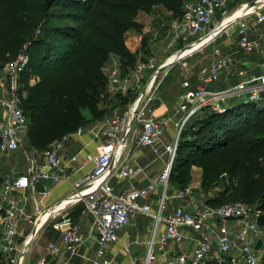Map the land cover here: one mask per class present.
<instances>
[{
    "label": "built area",
    "instance_id": "1",
    "mask_svg": "<svg viewBox=\"0 0 264 264\" xmlns=\"http://www.w3.org/2000/svg\"><path fill=\"white\" fill-rule=\"evenodd\" d=\"M238 1L186 0L181 18L171 23L174 41L169 43V49L186 45V53L192 55L215 44L223 33L236 27L239 34L238 53L264 55V33L258 37L251 35L252 31L264 25V0L249 2L238 16L236 11L217 20L218 10L227 9ZM29 62L25 47L16 61L0 68V155L20 152L29 163L26 174L6 172L0 186V255L8 263L19 264L30 246L37 242L36 229L61 217L54 228L60 231L62 244L51 241L37 264H49L63 251L69 252L70 259L80 256L82 247L92 241H96L98 250L91 264H115L114 259L108 256L110 246L122 241L121 235L132 219L143 215L151 220L152 236L141 264H207L215 258L214 250L220 257H233L232 264H262L264 254L261 249H256V245L263 241L264 246V226L257 221L264 212L240 201L217 207L201 203L191 187L172 194L171 177L184 129L194 119L208 113L224 114L237 105L233 104L235 100L242 105L256 104L264 108V72L248 73L241 69L240 60L214 47L207 72L193 81H184L178 104L165 116H160L155 105L158 89L156 73L173 61L160 63L154 57L147 61L139 59L132 69L131 81L122 77L120 69L114 70L109 78L113 87L126 92L129 83L135 80L139 85L147 73L154 72L140 90L133 108H113L103 122L67 133L46 150L29 151L25 136L29 120L24 111L29 92L22 82ZM225 74L239 75L242 80L226 89H211L210 86L219 82ZM33 80L35 83L36 79ZM74 136H87L94 144L97 152L94 167L72 185L71 196L55 205L78 206V209L54 215L52 205H47L48 192L42 191L35 192V215L29 216L24 191L35 190L43 180L60 183L66 179L68 170L79 163V155L68 159L60 155ZM143 150L151 151L162 162L158 174L146 184L132 185L127 192L117 194L112 179L118 175L127 181L135 179ZM16 192H23L22 197L15 196ZM143 199L146 201L142 202ZM172 200L178 202L177 206L165 215ZM85 216H91L92 221L84 234L80 218ZM26 222L31 224L28 232L24 229ZM227 222L238 223L236 240ZM162 224L166 225V229L159 233ZM187 228H205L208 234L197 242L192 253L168 249L171 242H185ZM139 243V240L128 242L126 251L132 244ZM239 251V257L231 256Z\"/></svg>",
    "mask_w": 264,
    "mask_h": 264
},
{
    "label": "trees",
    "instance_id": "2",
    "mask_svg": "<svg viewBox=\"0 0 264 264\" xmlns=\"http://www.w3.org/2000/svg\"><path fill=\"white\" fill-rule=\"evenodd\" d=\"M185 1L46 0L37 26L31 29L26 20L31 0H0L1 66L16 61L25 47L30 57L22 82L29 92L24 111L32 146L43 151L63 135L77 131L86 120L84 108L92 117H102L105 112L100 109L101 96L107 93L109 84L103 67L114 53L121 58L122 70L134 68L137 56L126 46V34L131 29H142L136 20L139 12L163 5L174 17L181 18ZM32 79L36 82L30 83ZM263 115L264 108L256 104H237L224 114L201 117L193 146L203 156L199 164L203 169V192L210 195L213 183L229 182L225 190L206 200L208 205L240 201L264 212ZM258 116L263 117L255 121ZM253 128L258 136L236 140ZM220 148L228 164L227 178H222L215 153ZM188 174L189 169H184L177 180ZM173 178L174 174L171 182ZM229 257L207 264H232ZM262 261L264 264V255ZM0 264L10 263L0 255Z\"/></svg>",
    "mask_w": 264,
    "mask_h": 264
},
{
    "label": "crops",
    "instance_id": "3",
    "mask_svg": "<svg viewBox=\"0 0 264 264\" xmlns=\"http://www.w3.org/2000/svg\"><path fill=\"white\" fill-rule=\"evenodd\" d=\"M243 11V10H242ZM242 11H237L240 13ZM233 14V13H232ZM176 17L168 11L163 5L155 6L150 12L140 11L136 20L137 22L142 25V29L139 31L137 29H131L126 34V46L128 47L129 51L137 56V53L148 51L150 56L158 59L163 62H171L179 59L183 54L186 53L187 46L186 45H178L175 49H169V43L174 41V33L171 30V23L174 21ZM264 33V25L259 28L258 30L252 31L251 35L253 37H258ZM223 35V34H222ZM221 35V36H222ZM220 36V37H221ZM217 39L216 43L211 45V54L214 47L219 48L223 54L232 55L236 60L241 61V69H244L248 73H256L261 74L264 72V55L260 53H251V54H240L239 51V34L236 31V41L232 44H229L225 47H222V44H219V39ZM145 44V48L144 47ZM207 49V48H206ZM195 54V53H194ZM194 54L189 55L184 58H193ZM194 59H188L185 63L187 67L191 65L189 71H193L194 69ZM122 68V61L118 55H114L110 57V59L105 63L103 67L104 74L106 77L109 78L112 75V72L116 69ZM206 70H203L198 77L206 73ZM122 72V70H121ZM197 77V78H198ZM231 77H238L239 83L242 80V77L239 75H223L221 80L229 82ZM221 82V81H220ZM235 83L234 85H236ZM234 85H221L219 89H213L214 85L210 86L213 90H222ZM124 92L118 91L116 87H113L111 83L108 84L107 93L103 95L106 99L111 101L112 97H117ZM107 100V101H108ZM105 107L100 104L101 110H106ZM108 107V106H107ZM158 112V111H157ZM91 115V114H90ZM88 118V117H87ZM104 117L97 120L95 123L103 122ZM37 150L36 148H34ZM21 155L24 158V155L20 152H15L9 155L10 158H15V156ZM61 156L68 159L71 156L79 155V163H75L73 165L74 169H70L67 172V177L60 183H55L51 180H43L41 181L34 189H29L24 191L28 201L26 202V209L27 214L29 216L35 215V192H48L47 196V205L51 206L54 210V215L59 216L60 214L65 213L66 211H75L78 209L77 207L70 208V205L65 204H58L55 203L60 202L63 198L71 196L72 185L77 182L78 180L82 179L88 172H90L94 167V158L97 155L95 150L94 144L91 143L89 137L87 136H74L65 146V149L60 153ZM82 164V166H81ZM80 169L76 170L78 167ZM162 167V162L156 159V156L149 150H143L141 152V156L139 158V167H138V174L135 179L132 181L124 180L119 175L115 176L112 179V183L115 187L117 194H123L127 192L132 185L140 186L146 184L149 179L154 177L158 174L160 168ZM29 169V163L24 168L17 169L16 167H8L4 170H0V186L3 181V177L6 172L14 171L16 174H26ZM193 182L189 187L193 189V194L198 198L201 203H206V200L211 196L205 194L201 191V175H202V168L193 167L192 169ZM177 188L174 184H172V194H175ZM23 192H16L14 195L17 197H22ZM146 200H142L145 202ZM75 202V201H73ZM177 201L172 200L169 202V211L165 214L168 215L173 211V209L177 206ZM55 205V206H54ZM56 216V217H57ZM57 221H61V217L57 220L51 221L44 226L40 225L36 231V240L37 242L33 243L29 250L25 253L22 261L19 264H37L38 260L41 256H43L46 252V249L51 241H57L58 243L62 244V237L60 231L54 228V224ZM82 224V231L85 234L91 224L92 218L91 216H85L80 218ZM228 226L231 229V234L234 240H236L237 231L239 228L238 223L236 222H227ZM31 228V224L26 222L24 225V229L28 232ZM166 229V225L162 224L159 228V233L164 232ZM185 234L187 236L186 240L182 244H178L175 242H171L168 244L167 248L173 250L175 252L180 253H192L196 244L199 240L203 239L208 233L205 228L200 230H195L193 228H187L185 230ZM122 241L115 243L110 246L109 250V258L114 259L115 264H141L145 259L146 252H147V244L152 236V223L147 217L143 215H138L134 219H132L130 225L128 226L126 232L122 233ZM134 240H139V244H132L130 246L129 251H126L125 245ZM134 246H142L143 248V257H139V254H135L133 252ZM264 247V246H263ZM98 246L96 241H92L89 245L82 247L80 251V256H75L70 259V254L68 251H63L60 255L52 258L49 264H91L92 259L96 258L97 256ZM264 252V248L262 249ZM214 259H220V255L214 250ZM235 258L240 256L239 252H234L231 254Z\"/></svg>",
    "mask_w": 264,
    "mask_h": 264
},
{
    "label": "rangeland",
    "instance_id": "4",
    "mask_svg": "<svg viewBox=\"0 0 264 264\" xmlns=\"http://www.w3.org/2000/svg\"><path fill=\"white\" fill-rule=\"evenodd\" d=\"M45 1L46 0H31L30 3V11L26 15V20L31 25V29H35L39 22V17L41 16V13L43 12L45 8ZM253 0H239L235 5H232L231 7L227 9H221L217 11V20H221L224 16L228 17L232 15V13L236 11H242V9L245 7L246 4L251 2ZM178 17H176L177 19ZM34 26V27H33ZM39 30L42 29V26L38 27ZM236 31L237 28L234 27L230 29L227 33H223V35L219 39V44H222V47H225L229 44H232L236 41ZM238 32V31H237ZM145 48V44L144 47ZM207 49H204L202 51L196 52L194 54L193 58H183L175 62L169 63V65L162 71L156 73L157 79H156V86H157V96H156V101L155 105L158 111V114L160 116H165L169 111L174 109V107L178 104L180 95L183 93V88L182 84L186 80H195L199 74L203 71L206 70L212 60V54H211V49L212 46L206 47ZM115 54L112 53L110 57H113ZM151 54H149L148 51L140 52L137 53L136 61L139 59H142L144 61H147L150 57ZM110 59V58H109ZM188 59H194V69L193 71H189V67L185 65V63L188 61ZM161 63V61H160ZM2 64H0V68ZM122 70V68H121ZM154 74V72L150 71L147 73L145 78L143 79V82L139 85H137L136 82H132L128 84L127 91L124 92V94L119 95L120 97H112L110 100L107 101V99L103 96H101V103L107 110L102 111L104 115L102 118L114 107L115 108H120L122 110L127 109L129 106L134 107L138 97L140 90L147 84V80L151 78V76ZM122 77L124 79H130L132 77V69H124L122 70ZM34 80L32 79L30 83H34ZM221 81V82H220ZM219 82H215L213 89H219L221 88V85L227 86V85H234L239 81L238 77H231L230 81L227 82L226 84L224 83V80H220ZM211 85V86H212ZM211 88V87H210ZM233 104H239V100H235ZM83 114L86 118L85 122L80 125V127H88L90 125H93L97 120L101 119V117H92L90 115V112L87 108H84ZM264 116V115H263ZM263 116H258L255 117V121H259L261 117ZM88 117V118H87ZM203 119V118H202ZM201 117L196 118L193 120L192 123H190L183 132L181 142L178 148V153H177V158L174 164V168L172 171V174H174V178L172 179V183L177 187V188H185L191 185L193 182V175H192V169L193 167H199L201 168L200 161L202 160V154L199 153L198 149L193 146L194 141L197 139L198 134L195 133L199 129L200 121L202 120ZM195 126V129L193 128ZM79 127V128H80ZM196 130V131H195ZM26 145L28 147L29 151H32L34 147L32 146L30 136H29V130L26 132ZM170 136V134H169ZM250 136H258V133L254 131V128L250 130L249 133H246L244 135H241L240 137L236 138V140L244 141ZM235 141H233L230 145L227 146V151L231 149L235 145ZM40 151V150H38ZM223 148L215 150V153H217L219 157V169L223 173V177H226V172L228 169V164L226 163L225 159L223 158ZM28 165L27 159L22 157L21 155L15 156V158H10L8 156H2L0 155V170H4L8 167H16L17 169L24 168ZM188 170L189 169V174L188 176L184 177L181 179V181L177 180V175L178 173L182 172L183 170ZM202 176H203V169H202V175H201V185H200V190L203 191L202 189ZM229 185V182L220 180L218 183H213V189L212 192L210 193L211 195H216L222 190H225L226 187ZM264 248V247H263ZM262 250V249H261ZM263 251V250H262ZM133 252L135 254H139V257H143V248L142 246H134L133 247ZM264 254V252H262Z\"/></svg>",
    "mask_w": 264,
    "mask_h": 264
},
{
    "label": "water",
    "instance_id": "5",
    "mask_svg": "<svg viewBox=\"0 0 264 264\" xmlns=\"http://www.w3.org/2000/svg\"><path fill=\"white\" fill-rule=\"evenodd\" d=\"M187 56H189V53L183 54L181 57H179V59H176L175 61L183 59L184 57H187ZM175 61H173V62H175ZM257 221H258V224L260 226H264V213H262L258 216ZM262 247H263V241H259L258 244L256 245V249L260 250V249H262ZM229 261H233V257H229Z\"/></svg>",
    "mask_w": 264,
    "mask_h": 264
},
{
    "label": "bare ground",
    "instance_id": "6",
    "mask_svg": "<svg viewBox=\"0 0 264 264\" xmlns=\"http://www.w3.org/2000/svg\"><path fill=\"white\" fill-rule=\"evenodd\" d=\"M243 11H244V9H243ZM243 11H242V12H243ZM242 12H240V13H237V14H236V16H238V15H239V14H241ZM234 18H235V17H234Z\"/></svg>",
    "mask_w": 264,
    "mask_h": 264
}]
</instances>
